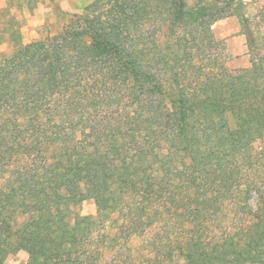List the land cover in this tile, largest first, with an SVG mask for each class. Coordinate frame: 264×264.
Masks as SVG:
<instances>
[{
	"label": "trees",
	"instance_id": "1",
	"mask_svg": "<svg viewBox=\"0 0 264 264\" xmlns=\"http://www.w3.org/2000/svg\"><path fill=\"white\" fill-rule=\"evenodd\" d=\"M246 5L93 0L56 35L23 43L10 32L0 264L20 250L25 264H94L95 232L124 212L129 238L143 218L167 230L153 243L168 259L264 264V195L251 201L264 183V23ZM228 16L241 22L248 67L222 57L212 27ZM87 199L97 214L74 212ZM173 213L187 235L171 238ZM210 221H221L213 237Z\"/></svg>",
	"mask_w": 264,
	"mask_h": 264
},
{
	"label": "rangeland",
	"instance_id": "2",
	"mask_svg": "<svg viewBox=\"0 0 264 264\" xmlns=\"http://www.w3.org/2000/svg\"><path fill=\"white\" fill-rule=\"evenodd\" d=\"M92 1L0 0V52H10L15 47V40H9L11 31L19 32L23 43L56 35L62 31L72 14L82 13ZM245 1L247 3L246 14L253 17L254 26L262 25L264 15L260 14V9L264 5V0ZM19 3H22L23 7ZM212 28L215 36L224 45L222 57L226 65L232 69L248 67L251 55L239 18L237 16L225 17L216 21ZM258 147L260 148V145ZM260 190L261 193L253 194L252 202H256L261 195H264V183ZM73 210L81 215L97 214V206L93 199L84 200ZM125 214L126 212L121 213L119 221L107 222L106 226L98 228L95 232V239L90 246L88 245L89 251H93L95 255L97 251H100V256L94 264H183V258L176 255L168 259L164 251L155 248L154 238L163 237L167 231L160 229V223L156 222L151 225L147 219L143 218L137 225V233H133L129 238V228L122 224ZM167 221L170 225V233L173 234L171 238H176V235L183 237L190 230L182 225L175 213ZM220 223L221 221H210L207 234L209 237L219 234ZM27 260L28 253L20 250L10 255L2 264H25ZM86 264L91 263L87 260Z\"/></svg>",
	"mask_w": 264,
	"mask_h": 264
}]
</instances>
